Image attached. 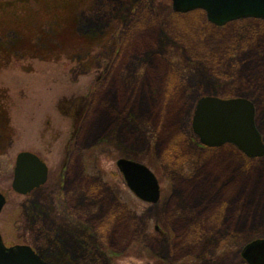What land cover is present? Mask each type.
<instances>
[{"label": "rangeland", "instance_id": "obj_1", "mask_svg": "<svg viewBox=\"0 0 264 264\" xmlns=\"http://www.w3.org/2000/svg\"><path fill=\"white\" fill-rule=\"evenodd\" d=\"M203 96L253 101L264 140L263 19L216 26L172 0H0L5 243L50 264H250L264 155L202 145ZM24 150L50 168L29 194L12 187ZM120 157L156 174L157 202L129 188Z\"/></svg>", "mask_w": 264, "mask_h": 264}, {"label": "water", "instance_id": "obj_2", "mask_svg": "<svg viewBox=\"0 0 264 264\" xmlns=\"http://www.w3.org/2000/svg\"><path fill=\"white\" fill-rule=\"evenodd\" d=\"M178 13L203 10L209 22L222 26L248 19H264V0H172ZM194 133L209 147L225 143L236 145L250 157L264 155V142L256 126V108L244 97L222 98L203 96L195 107L192 119ZM118 166L129 188L147 202H157L160 185L155 173L145 164L120 158ZM48 178V166L37 154L21 151L16 156L13 189L27 194L43 185ZM7 202L0 191V213ZM244 256L250 264H264V239L245 248ZM0 264H49L28 244L7 245L0 231Z\"/></svg>", "mask_w": 264, "mask_h": 264}, {"label": "flooded vegetation", "instance_id": "obj_3", "mask_svg": "<svg viewBox=\"0 0 264 264\" xmlns=\"http://www.w3.org/2000/svg\"><path fill=\"white\" fill-rule=\"evenodd\" d=\"M120 158H125V157H120ZM120 158H119V159H120ZM119 159H118V160H119ZM47 165H48V164H47ZM63 165H71V163L68 162V157H67V161H65V162L63 163ZM49 174H50V168H49V166H48V179H49ZM48 179H47V181H48ZM42 186H43V185H42ZM42 186H40V187H42ZM61 186H62V185H61ZM40 187H39V188H40ZM36 189H38V188H36ZM36 189H35V190H36ZM35 190H33V191H35ZM33 191H32V192H33ZM30 193H31V192H30ZM67 204H68V207H69V202H67ZM68 209H69L70 212L72 213V209H70V207H69ZM49 264H50V263H49Z\"/></svg>", "mask_w": 264, "mask_h": 264}]
</instances>
